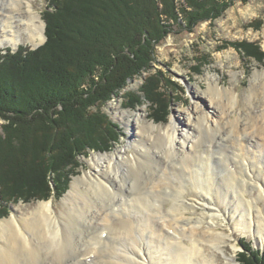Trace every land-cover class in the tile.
<instances>
[{
	"label": "bare ground",
	"instance_id": "6f19581e",
	"mask_svg": "<svg viewBox=\"0 0 264 264\" xmlns=\"http://www.w3.org/2000/svg\"><path fill=\"white\" fill-rule=\"evenodd\" d=\"M12 10L24 12L17 19L32 46L41 44L44 22L32 0H17ZM12 10L0 15L1 31ZM19 32L8 45L19 43ZM206 77L208 105L196 91L191 109L170 115L164 128L137 119L127 125L134 153L129 146L93 153L91 170L71 182L66 213L58 216L46 200L28 218L0 220V264H215L202 242L220 250L224 264H237L233 230L255 231V243H263L264 218L245 195L264 198V75L254 74L242 107L233 89ZM220 203L230 205L226 215ZM226 243L233 256L221 250Z\"/></svg>",
	"mask_w": 264,
	"mask_h": 264
},
{
	"label": "trees",
	"instance_id": "16d2710c",
	"mask_svg": "<svg viewBox=\"0 0 264 264\" xmlns=\"http://www.w3.org/2000/svg\"><path fill=\"white\" fill-rule=\"evenodd\" d=\"M231 2L48 0L45 41L0 50V209L2 202L61 196L79 156L117 143L118 125L101 108L129 80L141 78L136 90L122 92L124 106L146 103L151 119L165 122L171 88L154 66L156 46L174 25L192 32ZM233 45L264 63L257 42ZM241 246L240 264H264V249Z\"/></svg>",
	"mask_w": 264,
	"mask_h": 264
},
{
	"label": "rangeland",
	"instance_id": "374dc122",
	"mask_svg": "<svg viewBox=\"0 0 264 264\" xmlns=\"http://www.w3.org/2000/svg\"><path fill=\"white\" fill-rule=\"evenodd\" d=\"M17 0H0L1 3L6 5V8L0 11V15L4 18L11 15L10 10L15 8ZM22 3L24 0H21ZM33 6L40 11L41 16L43 10L48 4V0H32ZM24 9V6H21ZM13 11V18L9 22V28L0 30V38L6 39V42L0 45V50L7 48L15 51L19 46L29 49H35L32 43L27 39V32L23 30L22 20L17 19V16L23 17L24 12L18 10ZM42 19V18H41ZM43 21V19H42ZM44 22V21H43ZM45 27V25H44ZM20 30V41L17 45H8L7 37H11L13 33ZM45 34V33H44ZM46 39V37H45ZM246 40L248 42H257L262 50H264V0H232L230 5L220 14V16L210 21H204L194 28L192 32L182 30L178 25L173 26V31L168 34L165 39L156 46V61L154 66L159 69L169 82V95L171 96L169 114L165 122H155L151 119L149 114V107L146 103L130 109L124 106V97L122 92L125 89L136 90L141 82V78L135 77L128 81V86L115 95L111 100L105 103L101 110L118 125L120 130V137L117 143L107 151H94L89 150L85 155L79 156V166L76 168V173L71 175L68 188L61 196L54 197L51 195L47 199L32 200L28 202L10 201L3 203L4 208L0 209V220L6 221L12 214L20 213L23 217H30L37 209L41 201H52L53 210L59 216L69 209V202L66 201L68 191L71 187V182L74 178L83 175L85 172L91 170V164L87 162L91 155L97 153H110L123 146H129L127 151L134 153L137 149L132 136L133 130H129L127 125L133 123L137 119L142 124L154 123L158 127H165L169 122L170 115L177 114L185 110L191 109L193 102L197 100L196 91L205 95L207 88V75L215 74L216 79L221 87H229L233 89L238 97L237 106L242 107L245 103L244 97L250 91V83L254 79V74L263 73L264 63H259L251 58L245 56L242 52L238 51L233 45L234 42ZM44 42V41H43ZM42 42V43H43ZM41 43V44H42ZM200 61V63L198 62ZM196 69H195V68ZM144 75V74H143ZM264 79V78H263ZM168 83V82H167ZM203 105L209 104L206 97L202 95ZM260 105L258 108H263ZM236 109L233 105L231 110ZM239 109L237 110V112ZM2 120L0 119V124ZM254 132V130H252ZM157 133V129L153 134ZM168 147L169 143L167 144ZM249 149V148H248ZM253 146L250 147L252 151ZM217 152V149L215 150ZM216 157L223 155L222 152L215 154ZM264 162V157L262 159ZM219 167L215 168L218 172L221 169L220 162H217ZM238 172L243 173L244 167ZM252 193L254 188L249 189ZM246 198L252 200L261 211L264 218V198H255L249 192L245 195ZM189 199V197L187 196ZM189 202V201H188ZM169 206L168 202L163 205L166 211ZM229 204L222 206L220 203L223 214L226 215V210ZM198 207L200 210L199 206ZM226 208V209H225ZM190 211H193L190 208ZM222 228V225L219 224ZM230 233V230L227 229ZM231 241L237 245L236 254L234 259L237 264H240L239 253L242 251V242L249 243L253 249H264L263 243H255L252 234L257 235L255 231L244 233L242 230H233L231 232ZM187 241V240H186ZM203 253H208L212 259H216L215 264H224L225 257L220 250L213 249L207 242H202ZM223 250L229 256H233V248L230 243L222 246Z\"/></svg>",
	"mask_w": 264,
	"mask_h": 264
},
{
	"label": "water",
	"instance_id": "95a60500",
	"mask_svg": "<svg viewBox=\"0 0 264 264\" xmlns=\"http://www.w3.org/2000/svg\"><path fill=\"white\" fill-rule=\"evenodd\" d=\"M43 41H45V38H44V40ZM37 47V46H36Z\"/></svg>",
	"mask_w": 264,
	"mask_h": 264
}]
</instances>
